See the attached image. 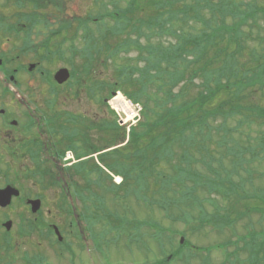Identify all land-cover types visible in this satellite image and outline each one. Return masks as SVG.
<instances>
[{
  "label": "trees",
  "instance_id": "trees-1",
  "mask_svg": "<svg viewBox=\"0 0 264 264\" xmlns=\"http://www.w3.org/2000/svg\"><path fill=\"white\" fill-rule=\"evenodd\" d=\"M93 1L100 10L98 16H73L68 19L66 0H25L24 4L32 2L42 12L35 11L30 17L46 19L39 25L42 30L39 36L45 37V46L27 39L25 48L29 47L34 52L46 50L49 57L54 53L63 55L64 52L79 56L83 64L78 68L73 66L74 82L79 87L84 80V70L96 66L100 62V54L105 52L103 65L112 64L115 67L118 83L113 84L110 80L108 85L103 83V88L105 86L109 91L135 88V92H124L135 103L147 99L142 102L145 122L139 125L145 131L142 134L138 132L139 129L136 130V142L147 135L153 137L151 142L155 147H162V155L154 154L152 167L149 168L144 162V151H136V155L141 156L138 161H142L144 168L132 171H135L133 184L149 176L150 179L165 182L166 192L162 189L160 193L162 200L168 201L166 204L162 201L160 209L164 210L169 220L170 211L183 207L180 219L187 227L200 222L199 230L209 226L223 232L226 228L235 229L239 221L247 218V229L251 226L250 232L253 231L251 214L258 212L259 217L264 218V198L262 207H254L248 195L239 194L243 192L242 187L231 179L232 173L238 171L237 167L224 177L221 165L216 169L214 163L206 161H214L217 156L204 146V142L215 141L217 149L242 157L244 153L238 152V135L244 131L249 133L258 121L264 125V107L252 99L257 92L264 91V6H238L235 3L223 6L212 0ZM147 4L149 14H146ZM50 8H54V14L46 12ZM47 18H55L56 21L50 23ZM30 25L32 31L37 29V24ZM98 27L99 35L93 33V28ZM66 44L68 48L64 47ZM133 52L137 54L134 59L128 56ZM124 59L127 62L121 64ZM155 95L161 97L154 98ZM157 128L166 132L157 135ZM196 136L202 138L199 144ZM158 137L159 141L156 139ZM246 138L251 141L248 134ZM255 142L262 149L259 154L264 155V131ZM174 144L180 148L183 146L182 160L178 159V163L171 167L173 174L166 176L158 171V167L163 160L170 162V165L174 161ZM190 145L197 147L196 155L190 154ZM200 157L203 158L201 163L215 174L214 178L192 171L193 164L200 162ZM241 157L238 164H243V168L257 161L254 156L247 161ZM127 170L131 172V168ZM119 175L125 178L127 192L132 177ZM189 182L193 185L189 186ZM199 188L211 198L213 195L220 196L224 206H218L215 213H208L204 209L205 202L196 195ZM189 221L190 225L187 223ZM152 225L154 229L165 232L158 224ZM250 232L239 237L235 231V242L227 240V244H220L218 248L254 238L251 240L254 244L251 249L253 254L248 261L261 264L264 247H257L258 239ZM181 235L185 237L186 233ZM170 236L173 241V235Z\"/></svg>",
  "mask_w": 264,
  "mask_h": 264
},
{
  "label": "rangeland",
  "instance_id": "rangeland-1",
  "mask_svg": "<svg viewBox=\"0 0 264 264\" xmlns=\"http://www.w3.org/2000/svg\"><path fill=\"white\" fill-rule=\"evenodd\" d=\"M144 1L145 0H142V2ZM66 2V14L68 19H72L71 17L73 16L96 17L100 13L99 8L95 7L93 0H66ZM212 2L215 4H221L223 6H229L233 3L238 6L247 5L248 7L259 6L260 8H263L264 6V0H212ZM24 3V18H27V16H32L31 14H33L35 11L40 12L37 7L31 4L32 2H27L26 4ZM146 10V14H149L150 9L148 8V4L146 6ZM234 11L237 12L236 9H234ZM46 12L53 14L55 13L54 8H50L49 10H46ZM11 13L12 9L10 7L8 8L9 17L11 16ZM40 13L42 14V12ZM25 23L28 25L27 28H29V33L31 34L32 25H30L28 21ZM37 30L39 32L42 31L40 27H38ZM98 30L99 27L98 29L93 28V33L99 35ZM38 31L36 34L39 36ZM36 34L34 36L35 38L38 37ZM29 36L24 39V42H26L27 39H32V34ZM44 38L45 37L43 36L38 38V43L41 42V44L45 46V41L43 42ZM57 41H59V39H57ZM64 47L68 48V45L66 44ZM78 47L80 48L79 45ZM26 49L30 48L27 47ZM64 53L65 54L63 55L54 53V55L50 57V60L44 64L43 60L48 57V54L47 51L43 53L40 50V54L38 56L31 55L30 57H26L24 60L25 66L28 64H36L40 61L43 65L42 69L44 68L47 74H50L54 77V75L60 69H71L73 66L78 68L81 66V64H83L79 56H73L71 52ZM122 56L125 57L124 54H122ZM128 56L134 59L137 54L136 52H133ZM103 59H105V52L100 54V62L102 64ZM126 62L127 59H124L121 61V64ZM141 66L143 65L141 64ZM101 68L103 70L102 76L103 83L105 85H108L107 82L110 80H112L113 84L118 83L116 82V69L112 64H108L107 66L102 65ZM47 74L44 77L37 75L36 80L41 82H43V80L49 81ZM25 79H28L27 75H25ZM53 81L55 80L53 79ZM33 85L37 89V85L35 83ZM40 88L38 90H40ZM68 88L69 87H67V90H69L68 93L65 92L57 95L58 100L60 101V103L57 105V111L61 110V113L63 114L70 113V111L79 114L89 113V116L92 117H95L94 113H99V120H105V130H108V133L104 135L105 139L107 138V135H112V132H110L112 128H117L119 130V143L110 144V148L116 149V151L112 152L111 154H115V160L116 162H119L106 167V172L111 177V181L114 185L117 183H115L112 175L115 178L120 176L119 174H126L128 177H132L130 182L131 187L126 192L127 186L123 185L124 183H122L120 187H116L110 183H105V186L103 187V199H100L103 211L99 212L98 216L93 219L88 217H84V220H81V217L76 219L83 227H87V232L84 233L85 241L81 242V240L78 238L79 241L77 242L71 236L68 237L67 235L69 231L68 226L74 219L69 218V216H67L65 213H61L58 210V207L52 205L51 201L54 199V192H45V189L41 185L40 192H42V195L45 197V201H47L46 205L51 208L54 214L52 217H48L46 214L41 216V224H54L58 226L62 231L65 241L61 245L63 247H60L59 244L51 247L50 245L48 246L46 239L42 237L41 246L39 247L37 244H35V246L38 247L34 246L33 248L38 254L41 255L40 259L42 260L40 264H157L161 261H164L166 264H251V262L248 261V258L253 254L251 249L254 244L251 240L254 238H250V240L248 239L246 241L242 240L241 242L235 244L233 243L231 246L229 244L228 247L223 246L222 248H218V245L220 246V244H227L225 242L227 240H232L235 242V231L238 233L237 235L239 237L247 235V233L251 230V226L249 229H247L246 226L249 222V219L245 218L234 226L235 229L230 227L226 228L223 232H218L209 226H205L203 230H199L198 228L201 225L200 222L187 227L188 225H186L180 219V217L183 216V207L181 209L177 208L170 211V220L165 217L164 210L160 209L162 201L164 204H166L168 201V199L162 200L160 193L162 189H164L166 192L167 185L165 182H162V180L150 179L149 176L147 179L142 180L138 184H133L135 171L137 172L139 168H144L141 166L142 161H138L139 159L141 160V156H137L136 151H144V162L148 168L152 167V158L154 154L157 153L156 156L162 155V147L157 148L154 146V143L151 142L153 137L145 135L143 139H140L139 142H136L137 137L134 135L136 130L139 129L138 132H142V134H144L143 132L145 131L144 128L139 126L145 122L143 118L144 108H142V115L140 118L141 120H139V122L136 123L134 127L131 128V130H129V124H120L118 111L117 109H114L113 105L111 104V101L117 96L119 92L122 93V96L119 97L120 100H129L130 98L125 94L124 90H128L130 93L135 92V88L123 87V91L116 89H110L109 91L104 86L103 97L105 100L102 108H96L95 103L86 102V96L84 95L83 91H81L77 96H73L70 93V88ZM79 88L81 89L82 86ZM257 93V95L252 97L253 102L264 107V91L263 93ZM158 97H161V95L154 96V98ZM146 100L147 99H144L143 101ZM142 102L139 103L141 106L143 104ZM150 105L153 107V104L150 103ZM102 112H104L105 117H103L104 114ZM61 119L62 118L59 119V117L57 119L60 124H62ZM156 130L157 135L164 132L162 128H157ZM261 131H264V125L258 121L251 131H249V133L248 131H244V133L241 132L238 135L237 142L239 143L240 147L238 152L244 153L242 157L239 155L235 156L228 154L224 149H217L215 146V141L210 142L207 140L204 142V146H206V148L211 152L215 153L214 156H217H213L214 161L209 159L206 161L214 163V167L216 169H218L221 165L223 167V171H221V173L224 177L226 173L233 171L234 167H237L238 171L232 173L231 179L235 184H237L238 187H242L243 192H239V194L248 195L250 204L254 207H257L258 205L262 207L263 203L261 201L264 198V155L259 154L262 149L259 148L258 143L255 142V140L260 137ZM187 134L189 135V133ZM246 134H248V137L251 138V141H247ZM196 138L197 143L199 144L202 138L201 136H196ZM156 139L159 141V137ZM129 142L130 144L127 146ZM106 145H109V143H106ZM173 148L176 153V158L171 163V165L170 162L163 160L160 163L162 165L158 167V171L165 173L166 176L173 174V170L171 169L172 165L177 164L178 159L179 161L180 159L182 160L183 146L180 148L178 144H174ZM188 149L191 155H196V146L190 145L188 146ZM253 156L256 157L257 161L244 165L246 170L242 167L243 164L239 166V157L247 161L251 160ZM201 157L199 159L200 162L197 161L196 164H193L192 171H195L204 177L214 178L215 174L211 173L207 166L201 163L203 159ZM235 162L237 163L236 165ZM128 168H131L130 173L127 170ZM3 170L6 171L5 168H3ZM133 170H135L134 173L132 172ZM17 171L20 174H23L24 170L17 169ZM106 172L104 171L105 175H107ZM19 173L17 175L20 176ZM242 182H244V184H241ZM188 185L192 186L193 183L189 182ZM196 195L200 201L202 200V202H205L203 204L204 209L208 213H215V209H217L218 206H224L220 196L213 195L212 199L210 195L207 194L202 188L198 189ZM259 214L260 213L258 212L251 214V225L254 230L250 233L255 234V239H258L257 242H259V244L257 245L255 242L257 247H264V244H262V241L264 240V218H261L262 216L259 217ZM12 219L15 225L16 217H12ZM173 219H176V221H173ZM3 220L5 221V216L4 214L0 213V264H21L22 261L20 259V253H22L23 250H27L28 247L20 248L18 250L20 253L16 252L12 254L14 256H12V259L9 260L3 242V233L5 231L2 226ZM137 222L144 224H139ZM149 223L151 224L150 226L148 225ZM187 223L189 225L191 224L190 221ZM152 224H158L162 229L165 230V232L162 233L159 230L154 229ZM182 233H186L185 238L187 241V244L184 242L185 245L183 247L180 245ZM170 235H173V241H171ZM97 236L99 239L95 238ZM95 239L98 241V247H95ZM161 241L163 242L159 244ZM78 243L84 246V251L80 249ZM32 244L33 242L29 245L33 246ZM66 248L70 249V252L67 251L66 253ZM236 249L237 251H235ZM172 253L175 255H172ZM163 257H167L168 259L164 260ZM261 258H263L261 264H264V253L261 254Z\"/></svg>",
  "mask_w": 264,
  "mask_h": 264
},
{
  "label": "flooded vegetation",
  "instance_id": "flooded-vegetation-1",
  "mask_svg": "<svg viewBox=\"0 0 264 264\" xmlns=\"http://www.w3.org/2000/svg\"><path fill=\"white\" fill-rule=\"evenodd\" d=\"M23 2L0 0V191L14 188L19 192V196L12 197L10 206L0 207V213L5 216L2 222L5 230L3 242L9 260L14 256L12 254L20 253V248L28 247L20 253L22 263L40 264L41 255L33 248L35 244L41 246L42 237L51 247L56 244L63 247L61 245L65 241L58 226L41 224V216L54 215L40 192L41 185L45 192H54L51 203L61 213L76 218L98 216L103 211L100 200L103 199V187L105 183L112 184L111 177L105 175L103 168L119 162H116L115 154H111L116 149L110 148V144H118L120 134L117 128H112V135H107L105 139L108 130H105V120H99L97 112L92 117L89 113L70 111L63 114L61 110L57 111L60 103L57 95L68 93L67 87L73 96L83 91L86 102L102 108L105 100L102 65H98L97 69L90 66L84 70L81 89L74 82L73 68L68 69L70 79L60 85L53 81L55 75L53 77L42 69L40 61L25 66L26 57L39 53L25 48L24 39L31 34L34 39L37 33L33 29L30 34L25 22L39 27L40 22L46 19L24 18ZM10 7L12 13L9 17ZM47 21L54 23L56 19L47 18ZM46 74L49 81L36 80L37 75L44 77ZM58 117L62 118V124L57 121ZM67 152H71L73 157L70 163L64 162ZM17 169L24 170L23 174ZM37 201L41 204L35 212L33 203ZM12 217H16L15 225ZM9 221L12 225L7 228L5 223ZM68 228V237L77 242L81 238L85 241L86 226L77 221ZM57 230L62 241L58 239ZM32 242L33 246H30ZM78 245L82 251L85 250L83 245ZM67 251L70 252V249L66 248Z\"/></svg>",
  "mask_w": 264,
  "mask_h": 264
},
{
  "label": "water",
  "instance_id": "water-1",
  "mask_svg": "<svg viewBox=\"0 0 264 264\" xmlns=\"http://www.w3.org/2000/svg\"><path fill=\"white\" fill-rule=\"evenodd\" d=\"M69 78H70V75L67 70H61L55 77L56 81L59 84H63L67 82ZM121 117L124 118V115L121 114ZM14 194L18 195V192L12 188H8L7 190L0 191V206L7 207L11 203L12 196ZM33 206H34V211L37 212L40 209V202L39 201L34 202ZM5 226L9 228L11 226V223H7Z\"/></svg>",
  "mask_w": 264,
  "mask_h": 264
},
{
  "label": "bare ground",
  "instance_id": "bare-ground-1",
  "mask_svg": "<svg viewBox=\"0 0 264 264\" xmlns=\"http://www.w3.org/2000/svg\"><path fill=\"white\" fill-rule=\"evenodd\" d=\"M114 109H117L119 112L123 113L126 116V120L132 119V109L130 106H126L123 100L116 98L111 101Z\"/></svg>",
  "mask_w": 264,
  "mask_h": 264
}]
</instances>
